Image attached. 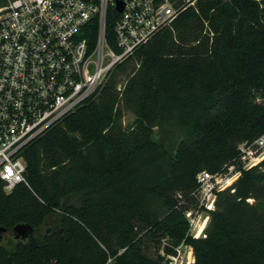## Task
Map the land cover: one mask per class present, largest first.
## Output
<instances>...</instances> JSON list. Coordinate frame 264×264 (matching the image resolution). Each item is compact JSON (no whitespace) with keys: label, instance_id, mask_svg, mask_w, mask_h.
<instances>
[{"label":"trees","instance_id":"1","mask_svg":"<svg viewBox=\"0 0 264 264\" xmlns=\"http://www.w3.org/2000/svg\"><path fill=\"white\" fill-rule=\"evenodd\" d=\"M262 135L264 0H199L25 149L29 187L0 180V264H166L182 242L194 264H264V161L237 159ZM225 165L239 178L190 239L196 177ZM19 224L30 240L12 239Z\"/></svg>","mask_w":264,"mask_h":264},{"label":"built area","instance_id":"2","mask_svg":"<svg viewBox=\"0 0 264 264\" xmlns=\"http://www.w3.org/2000/svg\"><path fill=\"white\" fill-rule=\"evenodd\" d=\"M198 1L0 0V180L5 193L29 187L23 154L34 140L86 104L118 64ZM109 20L113 46L107 39ZM237 150L243 169L257 166L264 161V135ZM239 175L234 165L197 175V205L184 213L188 238H206L215 192L230 188ZM194 262L186 242L166 260Z\"/></svg>","mask_w":264,"mask_h":264},{"label":"water","instance_id":"3","mask_svg":"<svg viewBox=\"0 0 264 264\" xmlns=\"http://www.w3.org/2000/svg\"><path fill=\"white\" fill-rule=\"evenodd\" d=\"M116 9L119 12L122 11V4L120 2L117 3ZM33 233V229L30 228L28 225L19 224L12 229L10 235L14 241L26 242L30 240ZM8 234L9 233L6 229L0 228V244L4 240V237Z\"/></svg>","mask_w":264,"mask_h":264},{"label":"rangeland","instance_id":"4","mask_svg":"<svg viewBox=\"0 0 264 264\" xmlns=\"http://www.w3.org/2000/svg\"><path fill=\"white\" fill-rule=\"evenodd\" d=\"M207 33V31L204 29L203 30V32H202V35H205ZM177 40H178V38H177ZM187 45H191V44H187ZM193 45H195L194 43H193ZM119 89H121V86H120V88ZM134 122V117H133V115H131L130 113H125L124 114V117H123V120H122V125H123V127L125 128V127H128L129 125H131L132 123ZM238 178H239V176H238ZM237 178V179H238ZM177 195V194H176ZM195 207V206H194ZM193 207V208H194ZM7 237H9V234L8 235H6L5 237H4V239L5 238H7ZM2 243H3V241H2ZM160 255H162V257H164V260H165V262H166V260H167V256L166 255H164V253L163 252H161L160 253Z\"/></svg>","mask_w":264,"mask_h":264},{"label":"bare ground","instance_id":"5","mask_svg":"<svg viewBox=\"0 0 264 264\" xmlns=\"http://www.w3.org/2000/svg\"><path fill=\"white\" fill-rule=\"evenodd\" d=\"M231 183H229V185H230Z\"/></svg>","mask_w":264,"mask_h":264}]
</instances>
